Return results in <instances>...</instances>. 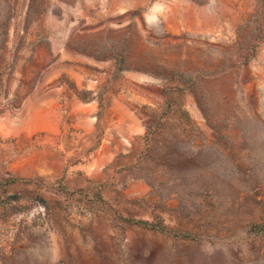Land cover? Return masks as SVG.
Here are the masks:
<instances>
[{"label": "rangeland", "instance_id": "rangeland-1", "mask_svg": "<svg viewBox=\"0 0 264 264\" xmlns=\"http://www.w3.org/2000/svg\"><path fill=\"white\" fill-rule=\"evenodd\" d=\"M0 264H264V0H0Z\"/></svg>", "mask_w": 264, "mask_h": 264}, {"label": "crops", "instance_id": "crops-1", "mask_svg": "<svg viewBox=\"0 0 264 264\" xmlns=\"http://www.w3.org/2000/svg\"><path fill=\"white\" fill-rule=\"evenodd\" d=\"M134 113H135V111H132L131 110V114H133V117H131L132 118V120L130 121V123L133 125V126H140V122H141V120L140 119H138L139 117H136L135 115H134ZM142 126V125H141Z\"/></svg>", "mask_w": 264, "mask_h": 264}]
</instances>
